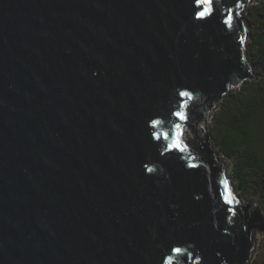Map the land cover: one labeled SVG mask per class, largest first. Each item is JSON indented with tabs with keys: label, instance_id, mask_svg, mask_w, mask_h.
<instances>
[{
	"label": "water",
	"instance_id": "95a60500",
	"mask_svg": "<svg viewBox=\"0 0 264 264\" xmlns=\"http://www.w3.org/2000/svg\"><path fill=\"white\" fill-rule=\"evenodd\" d=\"M261 1L0 0V264L254 263L211 124Z\"/></svg>",
	"mask_w": 264,
	"mask_h": 264
},
{
	"label": "trees",
	"instance_id": "16d2710c",
	"mask_svg": "<svg viewBox=\"0 0 264 264\" xmlns=\"http://www.w3.org/2000/svg\"><path fill=\"white\" fill-rule=\"evenodd\" d=\"M250 58L260 79L231 95L211 124L215 146L234 166L248 201L264 211V0L249 8ZM255 202V203H256ZM261 252L253 264H264Z\"/></svg>",
	"mask_w": 264,
	"mask_h": 264
},
{
	"label": "rangeland",
	"instance_id": "374dc122",
	"mask_svg": "<svg viewBox=\"0 0 264 264\" xmlns=\"http://www.w3.org/2000/svg\"><path fill=\"white\" fill-rule=\"evenodd\" d=\"M251 7V6H250ZM248 15V14H247ZM247 15H245V17L247 18ZM247 26H248V28L250 29V27H249V25H248V23H247ZM249 32H250V30H249ZM250 43V38H249V41H248V44ZM250 50V49H249ZM248 59L250 60L251 58H250V51H248ZM241 90V89H240ZM239 91V90H238ZM238 91H236V92H238ZM233 93H235V92H233ZM233 93H231V95L233 94ZM231 98V96L229 97V99ZM228 99V100H229ZM225 104V103H224ZM223 104V105H224ZM222 105V106H223ZM221 106V107H222ZM218 112V111H217ZM216 112V113H217ZM215 113V114H216ZM215 117V116H214ZM187 139H188V141L189 142H191V140H192V138L188 135L187 136ZM213 143H214V141H213ZM216 150L219 152L220 150L216 147ZM223 156V155H222ZM224 157V160H226L227 161V163H226V168H227V177H228V179H231L230 180V182H231V184H232V187H233V190H234V193H235V196L236 197H239L240 196V199L244 202V203H249V202H251V201H248V198L245 196V194L243 193V191L241 190V188L238 186V182H237V180H236V177H235V174H234V166H233V163L229 160V159H227L225 156H223ZM255 202H256V200H254ZM253 202V201H252ZM257 203V202H256ZM258 238H259V243H258V249H257V255H256V258H257V256H258V254L261 252V255L260 256H262V259L264 260V236H261V235H258ZM256 258H255V260H256Z\"/></svg>",
	"mask_w": 264,
	"mask_h": 264
},
{
	"label": "snow or ice",
	"instance_id": "6c2138e0",
	"mask_svg": "<svg viewBox=\"0 0 264 264\" xmlns=\"http://www.w3.org/2000/svg\"><path fill=\"white\" fill-rule=\"evenodd\" d=\"M212 0H195V4H196V7L199 8L201 6L202 3L204 4H211ZM210 10L205 8L203 11H198L196 13V18L197 19H207L208 16L210 15ZM227 23H231V17L228 18V21ZM183 96H188V93L185 92V93H182ZM176 115L178 116V118L180 119H185V116L181 115L179 112L176 113ZM158 123V122H157ZM168 137L166 136L165 139H167ZM173 252L179 256L181 254V249L180 248H174L173 249ZM168 264H172V261H171V258H169V262Z\"/></svg>",
	"mask_w": 264,
	"mask_h": 264
},
{
	"label": "bare ground",
	"instance_id": "6f19581e",
	"mask_svg": "<svg viewBox=\"0 0 264 264\" xmlns=\"http://www.w3.org/2000/svg\"><path fill=\"white\" fill-rule=\"evenodd\" d=\"M220 159H223V160H224V157L221 155V156H220Z\"/></svg>",
	"mask_w": 264,
	"mask_h": 264
}]
</instances>
